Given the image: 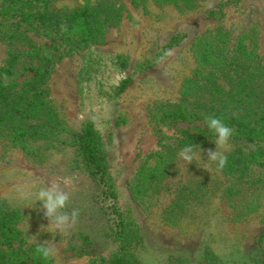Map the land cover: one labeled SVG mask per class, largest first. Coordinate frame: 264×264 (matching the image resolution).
<instances>
[{
    "label": "rangeland",
    "instance_id": "1",
    "mask_svg": "<svg viewBox=\"0 0 264 264\" xmlns=\"http://www.w3.org/2000/svg\"><path fill=\"white\" fill-rule=\"evenodd\" d=\"M6 4L0 0V12ZM84 4L98 12L102 32L94 41L0 14V70L16 55L12 75L3 78L11 94L0 115L38 87L46 103L40 117L53 118L41 137L23 143L8 139L12 123L1 129L0 209L18 232L12 247L31 251L53 241L56 253L42 264H102L118 247L107 235L117 229L113 202L125 231L141 238V245L137 235L128 242L142 264H179L178 257L202 253L229 264L264 257V166L253 165L243 178L223 173L208 160L216 136L205 125L214 115L250 123L264 116V0H50L48 10ZM167 50L173 55L159 62ZM35 67L41 80L32 78ZM179 111L188 118L163 116ZM86 122L103 139L112 201L97 195L76 152ZM192 130L211 137L189 145L195 158L188 164L179 153ZM239 145L229 138L218 151ZM52 181L69 193L63 211L79 210L76 224L54 238L36 202Z\"/></svg>",
    "mask_w": 264,
    "mask_h": 264
},
{
    "label": "trees",
    "instance_id": "2",
    "mask_svg": "<svg viewBox=\"0 0 264 264\" xmlns=\"http://www.w3.org/2000/svg\"><path fill=\"white\" fill-rule=\"evenodd\" d=\"M50 0H8L0 14L2 17L9 19L15 17L19 22L30 24L32 22L39 23L44 28H52L63 37H71L77 41H94L99 38L102 28L98 24V12L94 6L84 4L70 9H61L50 12L48 3ZM175 41L174 37H170L166 42L161 52L171 47V43ZM241 49V48H240ZM16 60V55L9 53L7 64L0 70V102H5L11 91L7 87L3 78H8L13 73V66ZM43 73L37 67L33 68L32 78L41 80ZM127 80H123L118 87L121 91ZM34 85V84H33ZM43 90L38 87L34 92H31L28 99L22 102L15 111L8 115H0V136L1 129L7 123H12L13 126L8 130L7 137L11 142L23 143L27 140H35L44 132V127L51 123L52 119L44 116L46 103L43 98ZM23 99V97H22ZM165 118L173 120H186L188 117L184 112H166L163 114ZM210 117V116H209ZM211 117L220 118L226 126L233 129V134L229 137L232 141L240 143V145L231 152L225 153L228 157V163L222 169L223 173L243 178L253 165L264 166V116L258 117L253 123L235 120L232 118L214 115ZM194 132V133H192ZM184 132L185 139H188L186 145L198 143L202 139L211 137L200 130H192ZM214 135V134H213ZM74 145L76 152L83 162V168L87 179L96 187L98 193L103 198L113 200L115 193L111 186L108 165L103 157V139L90 122H86L82 126V130L77 135ZM195 145V144H194ZM248 146L246 151L242 148ZM251 146V147H249ZM159 162L151 168L156 170ZM110 213L116 216V223L112 234H107L111 237V241L118 244L117 249L111 257L100 259L102 264H142L139 257L133 250H129V237L138 236L137 245H141L140 236L133 229L125 231L124 224L121 223L122 216L112 203L109 204ZM11 218L8 217L0 209V264H42V257L36 253V249L31 251L18 250L12 247L17 230L11 224ZM79 239L83 244H89L87 235H80ZM260 244L264 243V232L258 237ZM144 243V242H143ZM85 246L82 247L80 254L85 252ZM264 254V251L262 252ZM196 259H187L178 257L179 264H229L226 260L218 258L212 254L202 253L196 255ZM253 264H264V257L257 256L253 260Z\"/></svg>",
    "mask_w": 264,
    "mask_h": 264
},
{
    "label": "clouds",
    "instance_id": "3",
    "mask_svg": "<svg viewBox=\"0 0 264 264\" xmlns=\"http://www.w3.org/2000/svg\"><path fill=\"white\" fill-rule=\"evenodd\" d=\"M213 5L208 3L206 7L211 8ZM173 55L171 50H167L162 57L159 58V62H163L166 58ZM167 75L166 72L162 73ZM205 125L212 131L215 136L216 145L215 151L209 149L207 152L208 160L217 163V168L222 170L228 163V157L218 149L223 148L229 137L233 134V129L225 125V123L217 117H208L205 120ZM179 156L186 163L191 164L195 158L192 147H184L180 150ZM70 200L69 193L61 188V185L52 181L46 187H42L36 193V202L39 201L42 205L44 217L49 221V225L54 226L55 231L52 233L53 238L55 234H66L67 231L72 228L79 217V210L73 209L71 213L63 211ZM54 240V239H53ZM36 253L47 260L56 253V248L53 241H44L39 243L36 248Z\"/></svg>",
    "mask_w": 264,
    "mask_h": 264
}]
</instances>
